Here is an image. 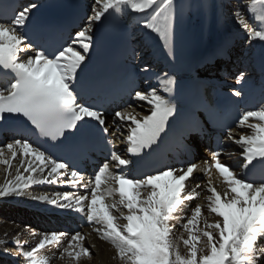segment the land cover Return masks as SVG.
I'll return each instance as SVG.
<instances>
[{
  "label": "snow or ice",
  "instance_id": "6c2138e0",
  "mask_svg": "<svg viewBox=\"0 0 264 264\" xmlns=\"http://www.w3.org/2000/svg\"><path fill=\"white\" fill-rule=\"evenodd\" d=\"M36 8L35 3L17 5L10 15L0 14V71L7 76L0 87V121L6 117L21 120L52 149L78 132L98 130L107 134L106 109L88 103L77 89L78 74L93 47V25L109 16L138 14V24L156 34L172 55L175 0H94L87 24L75 32L70 43L54 51L33 43L28 35ZM232 15L250 43H264V0L238 4ZM142 71L148 72V66ZM244 79L241 72L237 84ZM175 86L176 78L164 74L159 78V89L168 95L157 88L134 90L132 103L114 111L111 125L123 136L127 156L140 157L158 145L170 119L177 114L170 98ZM231 94L243 95L237 89ZM138 107L148 114L135 111ZM236 127L247 129L238 138L229 129L226 137L242 150L239 171L221 160L222 151H213L210 161L165 167L142 178L126 171L133 160L114 149L93 176L85 177L83 171L74 164L70 166L55 151L28 138H13L0 146V165L5 166L6 173L5 182L0 184V198L23 197L31 186L41 184L82 188L83 194L66 191L30 198L82 214L93 225L92 231L110 243L113 259L120 264H264V243H260L264 240V104L244 111ZM106 143L111 145L112 141ZM87 146L85 137L78 147ZM16 159L19 166L13 176L9 170ZM110 161L115 162L117 171H112ZM197 170L208 179L189 189L188 181ZM202 192L206 203L196 204L190 215L185 214L186 205L200 198ZM178 220L182 221L179 232L175 223ZM66 237L65 232L45 233L30 250H25V244L17 238L15 253L6 247L7 240H0V252L23 258L24 264H50L43 250L59 246ZM86 238L87 234L76 231L67 239L59 258L67 264L90 259Z\"/></svg>",
  "mask_w": 264,
  "mask_h": 264
},
{
  "label": "bare ground",
  "instance_id": "6f19581e",
  "mask_svg": "<svg viewBox=\"0 0 264 264\" xmlns=\"http://www.w3.org/2000/svg\"><path fill=\"white\" fill-rule=\"evenodd\" d=\"M185 0H175L176 3V12L178 23H181L182 26L186 29L188 35L191 39H199L202 41V45L204 47H210L215 44L216 39L218 38H209L213 37L217 33H227L231 31H235L238 37H243L245 33L235 24L234 26L230 22H225L223 19H226L224 13L220 12L221 8H223V0L216 3H212L208 0V9L210 11L211 19L210 24H208V15L204 10L201 11V15L198 17L197 14L200 12L199 6L196 9V15L193 13V10L189 8L186 14H182V3ZM247 2L243 0V3ZM92 15V14H91ZM218 18V24H213L212 18L213 16ZM231 21V20H230ZM231 21V22H232ZM253 23V21H252ZM232 25V26H231ZM97 28V24L93 25V32H95ZM136 36L138 37V41L142 44H145L149 47L150 45L155 44L159 41L158 37L154 33H150L149 31L142 28L138 23L136 25ZM255 46H260L261 42H251V45L247 52L249 54H253L256 49ZM140 55L144 57H148L149 53L141 52ZM146 107V106H145ZM135 111L142 115L148 114L143 108H135ZM13 168L9 171L14 176L15 169L19 166V159L13 160ZM208 176L206 175L204 179L199 181H191L188 183V188L191 189L197 183L204 184L206 183ZM6 180L5 166L0 165V184H3ZM198 191H201L198 189ZM41 194H51L49 191L42 189L39 185H33L28 189L27 194L23 197H15L10 196L7 198H0V240H7L8 243L6 247L10 252H17V248L15 245V239H19L22 244H25V250H30L35 243L38 242L39 238L45 234L52 232L51 230H47L43 225H47V218L38 214L35 211H32L29 207H39L42 209H49L51 207H55L49 205L45 202L36 201L31 199L30 197L41 195ZM53 195V194H52ZM51 196V195H49ZM204 193L200 196L199 200L196 204H205ZM191 207V206H190ZM191 207V208H192ZM190 208V209H191ZM190 215V214H189ZM205 215H207L205 209ZM178 223V221H176ZM175 222V223H176ZM43 224V225H42ZM92 227H83L80 232L87 234V238L85 240V246L90 248L91 258L90 259H82L81 264H120L118 260L113 259L114 249L110 245V243L101 240L96 233L92 231ZM177 232L180 231V228H176ZM66 237L59 246L52 245L43 250L42 254L46 255L50 258V264H67V261L59 258V253L62 251L63 247L67 244ZM0 264H24L23 258H16L11 255H5L3 252H0Z\"/></svg>",
  "mask_w": 264,
  "mask_h": 264
},
{
  "label": "rangeland",
  "instance_id": "374dc122",
  "mask_svg": "<svg viewBox=\"0 0 264 264\" xmlns=\"http://www.w3.org/2000/svg\"><path fill=\"white\" fill-rule=\"evenodd\" d=\"M246 1H247V0H246ZM244 3H246V2L244 1ZM230 23H232V24H233V26H234V21H232V22L230 21ZM231 26H232V25H231ZM234 27H235V26H234Z\"/></svg>",
  "mask_w": 264,
  "mask_h": 264
}]
</instances>
